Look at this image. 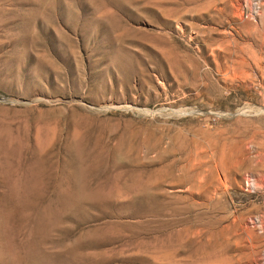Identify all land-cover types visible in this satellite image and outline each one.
Returning a JSON list of instances; mask_svg holds the SVG:
<instances>
[{"label":"rangeland","instance_id":"374dc122","mask_svg":"<svg viewBox=\"0 0 264 264\" xmlns=\"http://www.w3.org/2000/svg\"><path fill=\"white\" fill-rule=\"evenodd\" d=\"M246 1L0 0V264H264Z\"/></svg>","mask_w":264,"mask_h":264},{"label":"built area","instance_id":"2783aa9c","mask_svg":"<svg viewBox=\"0 0 264 264\" xmlns=\"http://www.w3.org/2000/svg\"><path fill=\"white\" fill-rule=\"evenodd\" d=\"M261 0H247L243 5L241 15L255 19L260 14Z\"/></svg>","mask_w":264,"mask_h":264},{"label":"bare ground","instance_id":"6f19581e","mask_svg":"<svg viewBox=\"0 0 264 264\" xmlns=\"http://www.w3.org/2000/svg\"><path fill=\"white\" fill-rule=\"evenodd\" d=\"M77 170H78V171H77V172H78V173H77V174H78V175H77V176H78V180H79V179H82V178L84 177V175H83V169H82L81 167H79V168H77ZM75 175H76V174H75ZM85 175H86V174H85ZM86 177H88V176H86ZM137 181H138V180H137ZM138 190H139V189H138ZM76 194H77V193H76ZM74 195H75V194H74ZM84 195H85V194H84ZM84 195H83V196H84ZM78 196H79V195H78ZM72 197H73V196H72ZM74 197H75V196H74ZM76 198H77V196H76ZM80 198H81V196H80ZM89 236H90V235H89ZM43 240H44V239H43ZM39 253H40V251H39ZM39 253H38V254H39ZM15 256H16V255H15ZM15 256H14V258H15ZM35 257H36V255H35ZM29 258H30V257H29ZM25 259H26V258H25ZM12 261H13V260H12ZM25 261H26V260H25ZM16 262H18V261H16ZM14 263H15V262H14ZM14 263H13V264H14ZM33 263H34V262H33ZM34 264H35V263H34Z\"/></svg>","mask_w":264,"mask_h":264}]
</instances>
